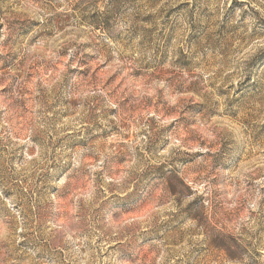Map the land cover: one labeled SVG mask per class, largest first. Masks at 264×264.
<instances>
[{
    "label": "clouds",
    "instance_id": "obj_1",
    "mask_svg": "<svg viewBox=\"0 0 264 264\" xmlns=\"http://www.w3.org/2000/svg\"><path fill=\"white\" fill-rule=\"evenodd\" d=\"M231 3L196 0L177 31L161 24L174 0H0V264H125L109 248L146 230L129 217L153 191L171 213L219 220L237 202L218 185L264 188V0ZM81 58L95 75L65 79ZM37 62L63 64L55 87ZM248 156L260 163L245 175ZM237 195L244 247L229 264H264V197Z\"/></svg>",
    "mask_w": 264,
    "mask_h": 264
},
{
    "label": "rangeland",
    "instance_id": "obj_2",
    "mask_svg": "<svg viewBox=\"0 0 264 264\" xmlns=\"http://www.w3.org/2000/svg\"><path fill=\"white\" fill-rule=\"evenodd\" d=\"M239 2L240 0H232L228 10L231 11L232 6ZM79 7V4L75 5L73 7V12ZM210 7L211 5L203 7L202 12L208 13L209 16L213 15V12L210 11ZM193 9H196V0H192L191 4H189V0H174V5L172 7L162 9L164 20L161 21V24H163L164 21H168L169 23L175 21L177 24V31H179V27L182 26V18L192 13ZM173 13H176V15L173 16ZM226 14L227 13H225V15ZM3 15L4 13L0 11V16ZM145 19L147 20L148 17H145ZM6 23L11 27L12 25L23 24L25 21L10 17ZM2 27H4V24L0 23V28ZM92 43L95 42L93 41ZM97 47H99V45H97ZM64 51L66 54V50ZM72 62L71 59L68 60V63ZM35 67L40 68L45 77L42 83L48 88L55 87L56 79L61 75L64 69L62 63L52 66H41L40 62H37ZM94 67L95 60L86 61L81 58L77 64V68L67 69L66 72H64V78H67V73L78 71L82 74H88L83 77L87 79L88 76L95 75V72L92 70ZM96 71H99V69ZM40 83V80L32 77V83L29 85V88L24 91L27 92L30 89L36 88ZM36 90L39 89L36 88ZM4 91L7 92L8 90L4 89ZM57 96H60V93H57ZM36 100L39 101L40 98L36 97ZM57 103H60L59 99ZM28 110L29 109L25 108V111ZM67 115L68 114L65 113V117ZM259 163V159L252 156H248L246 160L242 158L240 164L244 165V168L241 169V171L245 175H248L250 174L248 169L256 168ZM158 167H164V165H159ZM237 167L239 168V165ZM233 171H236V169H233ZM258 178L259 177L256 176L253 177L252 180L247 181L242 189L238 186L234 189L232 185L228 184L226 181L222 185L217 186L222 190L214 192V196L221 195L230 197L231 199L229 202H237V207L234 212L226 214L219 220L216 219L215 216L210 217L205 212L198 210L188 212L187 209H185V214L183 216H179L178 213H171L165 204L169 199L165 190L153 191L151 197L145 202L143 209L137 215L129 217L133 222L145 225L146 230L134 234L123 244H113L109 248V251L111 252L113 248L117 249V251L113 253L115 260L121 261V259H124L125 264H208L209 256H212L213 259L221 258V264H229L234 258L232 253L244 247L243 238L235 234L237 229L239 231H244V229L238 224L234 227L232 219H229V216L241 220L247 219V217L244 216L247 201L242 196H238L237 191L243 192L244 196H248L254 194L256 190H259L260 196L264 197V188H260L259 185L255 184V180ZM168 179L170 178L161 176L158 182L165 184ZM183 181L189 188V191L195 196L192 203H195L196 200L207 199L203 196L204 188L201 184L196 183L190 176L183 177ZM167 191H171L170 184H168ZM83 195L85 198L91 199L93 193L89 190L83 193ZM261 202L264 203V200ZM222 206L223 201L216 205V207ZM188 207H191V205ZM200 207L204 208L205 205L202 204ZM161 216H167L168 219L162 220L160 219ZM178 216L179 219H177ZM149 224L152 226L148 227ZM177 256L180 258H177Z\"/></svg>",
    "mask_w": 264,
    "mask_h": 264
}]
</instances>
